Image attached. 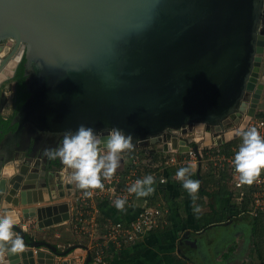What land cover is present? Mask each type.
<instances>
[{
    "label": "water",
    "instance_id": "obj_1",
    "mask_svg": "<svg viewBox=\"0 0 264 264\" xmlns=\"http://www.w3.org/2000/svg\"><path fill=\"white\" fill-rule=\"evenodd\" d=\"M263 7L264 0H0V50L8 52L0 87L25 57L29 92L10 120L15 130L0 131V211L14 213L26 243L3 264H55L76 247L60 250L31 234L71 219V200L53 202L51 191L63 198L71 184L47 174L38 153L65 130L116 126L139 139L135 147L158 151H187L194 130H204L206 146L237 137L228 131L213 142L220 124L245 109L249 91L241 128L259 106ZM192 147L199 154L201 144Z\"/></svg>",
    "mask_w": 264,
    "mask_h": 264
},
{
    "label": "crops",
    "instance_id": "obj_2",
    "mask_svg": "<svg viewBox=\"0 0 264 264\" xmlns=\"http://www.w3.org/2000/svg\"><path fill=\"white\" fill-rule=\"evenodd\" d=\"M135 149L140 152L142 149L145 152L147 150L154 151L150 147H135ZM131 152L122 154L123 170L130 160L126 153L131 154ZM204 161L206 160L198 157L195 162H180L162 167L163 165L158 166L156 161L145 158L142 170L144 177L154 175L156 178L154 185L156 190L153 194L141 198H137L134 194L132 200L126 203L124 211L118 210L113 202L100 198L96 199L97 219L101 223L108 218L128 221L144 207L161 206L167 210L168 222L166 224L144 233L134 243L111 250L109 258L126 259L129 264H251L248 261L252 256L253 249L259 247L260 243L256 240L257 236L253 237L254 224L248 210L234 214L235 206L241 200L238 191H235V187L228 186V189L222 194L216 193L212 197L202 194L199 189L197 194L199 198L196 203L201 206L202 211L197 214L193 211L191 196L183 188L182 182L175 178L176 172L181 167H186L189 163L192 165L196 163L197 168L194 170L193 166V171L197 174V179L203 184V179L206 176L200 170L203 167L206 168ZM211 165L215 175H220V171L216 170L212 163ZM198 168L199 173H197ZM170 169L177 170L175 173H169L168 170ZM69 176L70 170L67 169L64 176L66 185L70 183ZM162 176L166 177L165 183H160ZM191 178L195 179L193 175ZM70 184V187H64L69 195L66 193L63 198L59 197L57 188L51 190L56 196L53 202L67 200V198L71 200V219L69 222L57 224L45 230L34 228L31 234L37 238H43L46 235L47 239L56 243L60 250L69 246H76L65 256H56L57 262L55 264H61L62 259L68 260L70 264H96L92 259L86 263V259L88 252L91 254L90 248L101 229H98L97 235L94 234L93 236L77 233L72 229L73 218L79 212L76 196L81 190L74 184ZM208 190H215V185ZM235 196L237 202H230V197L234 198ZM210 202L214 203L215 214L212 213ZM43 204L46 202L34 203L35 206ZM23 222L25 224L32 222L35 225V219ZM76 240L77 245L74 244ZM261 259L264 260V255L261 256Z\"/></svg>",
    "mask_w": 264,
    "mask_h": 264
},
{
    "label": "clouds",
    "instance_id": "obj_3",
    "mask_svg": "<svg viewBox=\"0 0 264 264\" xmlns=\"http://www.w3.org/2000/svg\"><path fill=\"white\" fill-rule=\"evenodd\" d=\"M238 134L242 137V144L233 160L238 174L237 186H251L264 173V135L255 126L241 129ZM138 140L116 126L98 131L80 124L75 130H65L61 142L55 148L45 147L43 155L49 160L59 159L70 170L69 182L82 190L85 198H91L95 190H104V181L111 180L121 167L122 154L133 151L134 141ZM192 175L193 165L189 163L176 172L175 178L182 182L192 198L193 211L199 214L202 208L196 201L201 181L192 179ZM155 183L154 175H146L128 187L127 192L137 198L147 197L155 192ZM160 183L165 181L161 179ZM126 203L127 197L114 201L115 207L121 211L125 210ZM16 223L14 213L6 209L0 212V264H3L5 253L19 254L26 250L25 240L14 231Z\"/></svg>",
    "mask_w": 264,
    "mask_h": 264
},
{
    "label": "built area",
    "instance_id": "obj_4",
    "mask_svg": "<svg viewBox=\"0 0 264 264\" xmlns=\"http://www.w3.org/2000/svg\"><path fill=\"white\" fill-rule=\"evenodd\" d=\"M252 126L257 127L261 135H264V108H257L255 114L249 118L243 129L246 130ZM196 131L197 130H194L186 134L188 137L194 139L191 141L190 148L187 151H179L178 149L163 151L165 153V158L161 164L163 165L162 167L180 162H195L198 160V157L203 160H208L214 165L216 170L225 173L226 179L233 187L237 189L249 187L251 200L248 212L253 215H264V174L261 175L258 182L251 186H237L238 174L235 173L233 160L242 141L236 146H231V149L226 152L220 149L221 145H216L215 143L214 145H203L202 141L204 136H196ZM201 131L204 132V130ZM228 131H231L230 127L224 129L221 128L220 125V129L216 131L218 134L213 133V138ZM240 138L241 136L238 135L236 139ZM197 141L201 144V147H199V154H197L192 147ZM126 155L130 160L125 169L121 172L117 171L111 180L104 181L105 188L103 191L97 189L94 191L93 197L85 198L81 190L76 196L79 212L73 218L72 229L77 233L91 236L94 234L97 235L98 229H101V232L97 235L90 248L92 260L96 264H107V258L110 257L111 250H116L125 245L134 243L139 240L144 233L158 229L168 222L166 215L167 210L161 206L144 207L128 221L108 218L101 223L97 219L98 212L95 207L97 198L114 203L117 198L127 197V202H130L134 194H129L127 192L128 187L137 179L144 177L142 170L145 157H143L141 152L135 149L131 154L126 153ZM161 179L166 181L165 176H162L160 180Z\"/></svg>",
    "mask_w": 264,
    "mask_h": 264
},
{
    "label": "flooded vegetation",
    "instance_id": "obj_5",
    "mask_svg": "<svg viewBox=\"0 0 264 264\" xmlns=\"http://www.w3.org/2000/svg\"><path fill=\"white\" fill-rule=\"evenodd\" d=\"M259 29L263 30V32H264V17L262 19V24L259 27ZM2 44H6V42H4ZM7 53L8 52H6V51L3 52L2 49L0 50V56L1 57L6 56ZM258 54L261 55V68H260L259 75H258V83L262 82L264 84V71H263L264 70V49H263V52L258 53ZM24 61H25V57H23L21 59V61H19L14 75L11 78H9L8 80H6L4 82V84L0 87V119L3 118L5 120H9L8 126L7 125L5 126V123L0 120V131H3V134H5L8 131L15 130L16 124L12 125L10 123V120L16 114V112L18 111L20 106L24 103L27 96L29 95V92H28L26 85H25V87H24L25 93H26L25 99L20 105H18L19 96L22 93H24V91L20 92V90H19V86H20L21 81L19 80V77L17 76V74H18V70L20 68V64L22 62L24 64ZM23 75H24V66H23ZM23 82L25 84V76H24ZM263 92H264V88H263ZM263 92H262V95H263ZM248 94H249L248 98L246 100H244V102L247 103V104H245V109H240V108L237 109L235 112V116L233 118H229L220 124L221 128L225 129L226 128L225 125L229 124L231 131L233 133H237V135H239L238 133L240 132V130L244 128V127L241 128V126L243 125L244 119L248 114V110H249L250 104L252 102L254 91H249ZM261 98H262V96H261ZM261 100H260V102H261ZM260 102H259V104H260ZM229 127H227V128H229ZM195 135L196 136H199V135L204 136V132L201 130H197L195 132ZM237 137L233 138V140L236 139ZM217 138H219V137H215L213 142L217 141ZM61 140L59 142H57L56 144L52 145L50 148H55L61 142ZM149 147L153 148L154 146L151 145ZM44 148L45 147L41 146L39 148L38 153L41 154V159L42 158L45 159L44 165H45L46 173L49 174L51 177L64 178V176L66 175L67 169L65 168L64 171L60 175L57 176L56 173L58 172L59 168L61 167L60 161L58 159L49 160L47 157H45L43 155V149ZM250 215H251V219L253 220L254 215L253 214H250ZM256 240H257V238H256Z\"/></svg>",
    "mask_w": 264,
    "mask_h": 264
},
{
    "label": "trees",
    "instance_id": "obj_6",
    "mask_svg": "<svg viewBox=\"0 0 264 264\" xmlns=\"http://www.w3.org/2000/svg\"><path fill=\"white\" fill-rule=\"evenodd\" d=\"M17 76L19 77V80L21 81L20 86H19V90H20V92L24 91V93H22L19 96V99H18V105H20L24 101L25 96H26L25 88H24L25 84L23 82V80H24L23 62L20 64V68L18 70ZM0 120L5 123V126L9 125V120H5L3 118H1ZM234 141H235V139L222 144L220 146V149L222 151H226V152L229 151L231 146H233ZM141 154L143 155V157L148 158L149 160L156 161L158 163V166H160L163 163L164 158H165V153L163 151H158V150H154V151H148L147 150V152H145L144 149H142L141 150ZM176 170L177 169H170L168 171H169V173H175ZM262 174H264V173H262ZM167 175H171V174H167ZM193 177L195 179L198 178V176L195 173V171H193ZM201 177L203 179V175L202 174H201ZM203 180H204L203 182H206L207 178L205 177ZM209 180H211L213 185H215V190H213V191L208 190V188L205 186L204 183L202 184V182H201V186H200V192L202 194H207L209 197H212L216 193L222 194L225 190L228 189V186H232V184H230L229 181L226 179V175L223 172H220V175L218 177H215L214 175L209 176ZM239 196L241 197V200L238 201V204H237V207H236L237 211L234 214H238L239 212H245V211H247L249 209L250 200H251L250 188L249 187H245L244 189H240ZM210 207L212 209V213L215 214L216 213V208H215L213 202H210ZM228 216H231V215H228ZM263 216H264L263 214H258L256 216L254 215V219L252 220V222L254 224L253 237L258 236V237L261 238L260 240L264 239V220L262 218ZM77 243L78 242L76 240L74 242V244L77 245ZM257 251H258V254L260 256L263 255L261 247H258ZM107 264H129V261H127L126 259H122V258H120V259H112V258L108 257L107 258Z\"/></svg>",
    "mask_w": 264,
    "mask_h": 264
},
{
    "label": "rangeland",
    "instance_id": "obj_7",
    "mask_svg": "<svg viewBox=\"0 0 264 264\" xmlns=\"http://www.w3.org/2000/svg\"><path fill=\"white\" fill-rule=\"evenodd\" d=\"M261 99L262 100H261L258 108H264V92H263V95H262V98ZM240 141H242V137L240 139H235L233 146H236ZM153 146L155 147V146H158V145H153ZM147 147H149V146H147ZM204 162H205L206 168L203 167V168H201L200 171H201V173H203L206 176L207 181L206 182H203V183L205 184L206 187L213 188V183H212L211 180H209V176L214 175L215 177H218L219 175L217 173H216L217 175H215V172L213 171V167H212V165H211V163L209 161L206 160ZM193 166H194V170H196V168H197L196 163H193ZM235 191L236 192L238 191L237 193H239L240 189H236L235 188ZM235 191H232V192H235ZM231 198L232 197H230V202H232V201L233 202H237L236 199H235L236 196L234 198H232V199ZM236 207L237 206H235V208ZM234 213H236V210H235ZM262 218L264 220V216ZM65 234H66V232H65ZM260 239L261 238L257 236V241L260 243L258 246L262 248V253L264 255V239H262V240H260ZM257 249H258V247H254L253 252L251 254L252 256H251V258L249 259L248 262H250L251 264H264V260L262 261L261 256L258 254Z\"/></svg>",
    "mask_w": 264,
    "mask_h": 264
},
{
    "label": "bare ground",
    "instance_id": "obj_8",
    "mask_svg": "<svg viewBox=\"0 0 264 264\" xmlns=\"http://www.w3.org/2000/svg\"><path fill=\"white\" fill-rule=\"evenodd\" d=\"M15 219V218H14Z\"/></svg>",
    "mask_w": 264,
    "mask_h": 264
}]
</instances>
